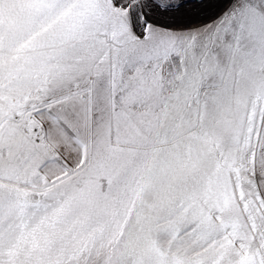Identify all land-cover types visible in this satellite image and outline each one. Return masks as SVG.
Listing matches in <instances>:
<instances>
[{"label":"snow or ice","instance_id":"1","mask_svg":"<svg viewBox=\"0 0 264 264\" xmlns=\"http://www.w3.org/2000/svg\"><path fill=\"white\" fill-rule=\"evenodd\" d=\"M0 264H264V0H0Z\"/></svg>","mask_w":264,"mask_h":264}]
</instances>
